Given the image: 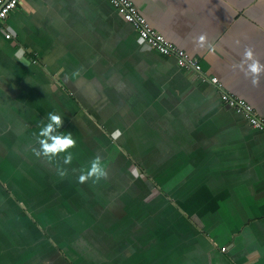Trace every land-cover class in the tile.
<instances>
[{
  "label": "crops",
  "instance_id": "crops-1",
  "mask_svg": "<svg viewBox=\"0 0 264 264\" xmlns=\"http://www.w3.org/2000/svg\"><path fill=\"white\" fill-rule=\"evenodd\" d=\"M131 1L264 117V73L253 87L234 67L247 46L264 64V0ZM2 25L0 189L50 236L22 243L2 215L0 264H264V132L222 90L145 46L107 0H19ZM50 112L76 140L70 164L32 151ZM96 156L107 178L79 183Z\"/></svg>",
  "mask_w": 264,
  "mask_h": 264
},
{
  "label": "built area",
  "instance_id": "built-area-1",
  "mask_svg": "<svg viewBox=\"0 0 264 264\" xmlns=\"http://www.w3.org/2000/svg\"><path fill=\"white\" fill-rule=\"evenodd\" d=\"M18 1L19 0H0V31L4 33L6 39H10L11 35L9 32L4 31L2 24L8 14L14 10ZM107 1L115 8L121 18L135 29L139 40L145 46L159 54L174 57L178 67L192 69L200 73L202 81H206L208 84L222 90L221 83L216 76H206L196 59L188 55L184 50L176 47L161 33L156 31L131 0ZM220 101L224 106L231 108L235 113L244 116L251 128L264 132V117L259 116L248 102L236 98L223 90L220 94ZM221 250L224 251L225 248L222 247Z\"/></svg>",
  "mask_w": 264,
  "mask_h": 264
},
{
  "label": "clouds",
  "instance_id": "clouds-1",
  "mask_svg": "<svg viewBox=\"0 0 264 264\" xmlns=\"http://www.w3.org/2000/svg\"><path fill=\"white\" fill-rule=\"evenodd\" d=\"M206 40L205 35H200L196 39V44L198 46H203ZM23 49H20L15 53L17 60H23ZM235 68L239 69L246 78H251V84L253 87L259 86V77L264 73V64L260 62L257 58L255 50L251 46L244 48L243 54L240 61L234 65ZM78 75V73H74ZM63 124V118L60 115L48 113V123L43 126L39 132L38 143L40 147L38 149L33 148L32 151L37 157L44 156L51 159L60 153H67L64 156V164H70L73 156L68 150L75 147L76 140L72 137L71 133L63 134L62 132H57ZM122 135L120 129H115L111 133V139L113 141L119 139ZM131 175L134 178H142L140 171L137 167L133 166L130 170ZM60 176L66 175V170H59ZM108 172L106 167L103 165L101 157L96 156L90 163L89 168L86 171H82L78 177V182L83 184L89 179L93 182H98L101 179H106Z\"/></svg>",
  "mask_w": 264,
  "mask_h": 264
},
{
  "label": "rangeland",
  "instance_id": "rangeland-1",
  "mask_svg": "<svg viewBox=\"0 0 264 264\" xmlns=\"http://www.w3.org/2000/svg\"><path fill=\"white\" fill-rule=\"evenodd\" d=\"M5 189V190H2ZM0 189V219L2 215H4V229L8 226H17L19 230L21 231V235L24 236V240L21 239V242L24 241L29 242L28 236L32 234L30 238H33L35 235V231H37V234L41 231L43 235L50 236V229L48 225H45V223L41 224L36 220L35 213L30 206L29 202H18L17 197H19V194L16 190H9L7 188H4L2 186ZM2 212V213H1ZM22 214L25 215V217H22ZM21 215V216H20ZM35 227L37 229H35ZM30 232V233H29ZM0 234H6L5 232L0 231ZM27 234V236H25ZM35 238V237H34ZM12 244L15 243V240L11 238ZM60 243V242H59ZM40 244V243H39ZM44 247V246H43ZM64 247L61 246V249ZM36 248L32 253L36 252ZM41 249H38L40 251ZM65 250V249H63ZM56 251V250H55ZM60 256H62L60 254ZM70 258V257H69ZM77 264V262H75Z\"/></svg>",
  "mask_w": 264,
  "mask_h": 264
}]
</instances>
